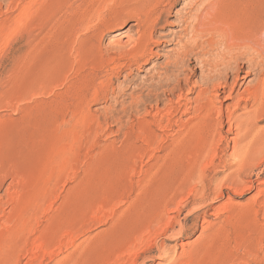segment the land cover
<instances>
[{"label": "rangeland", "instance_id": "rangeland-1", "mask_svg": "<svg viewBox=\"0 0 264 264\" xmlns=\"http://www.w3.org/2000/svg\"><path fill=\"white\" fill-rule=\"evenodd\" d=\"M204 1L181 0L155 27V55L138 65L133 57L142 42L133 44L140 28L130 16L131 0H0V264H163L165 244L184 258L193 246L205 248L200 264H212L207 242L213 235L217 258L231 259L230 252L242 247L237 257L248 256L249 240L260 237L264 223V160L242 170L220 162L233 146L228 119L221 160L203 164L199 178L183 177L190 156L180 158L170 176L147 174L169 160L180 115L166 111L178 105L179 93L195 98L203 77L221 72L215 82L237 86L232 96L227 88L214 100L241 112L253 106L252 94L264 81V26L258 51L245 45L227 50L245 27L264 22V0H247L225 5V21L236 30L220 25L197 38L200 61L180 75L187 81L180 91L176 82L149 86L162 80L185 44H193V15ZM27 4L38 9L31 21L37 50L32 69L21 73L17 57ZM146 9L155 8L149 3ZM116 12L125 19L111 20ZM145 122L154 129L150 144L142 142L150 135ZM256 247L257 264H264V245Z\"/></svg>", "mask_w": 264, "mask_h": 264}, {"label": "bare ground", "instance_id": "bare-ground-1", "mask_svg": "<svg viewBox=\"0 0 264 264\" xmlns=\"http://www.w3.org/2000/svg\"><path fill=\"white\" fill-rule=\"evenodd\" d=\"M32 1H36V0H32ZM94 1L95 0H90V1L88 0V2L90 4H96ZM246 1L247 0H206L204 2H201V4H199L198 7L195 8L196 9V11H195L196 15L195 16L193 15V17H195V23L192 25V28L189 31L190 32L189 37L191 39L190 42L193 43L194 45L193 44L192 45L185 44V46L182 47V51L179 53L177 60L175 62H173L169 68H166L167 72L165 74H163L162 80L160 79L161 81H159V83L149 84V86L150 87H158V88L163 87L164 88V86L169 87L172 84L175 85L174 82H176L177 85L175 87L178 88V90L180 91L182 89L183 85L187 82L186 80L181 79L180 75L183 74V71L188 66H191L193 64V62H196V64H197L198 61H200V57L197 55V53L199 51L198 52L195 51V50H197V48L199 47V44L201 43L200 41H198L197 38H199L201 40L206 35V34L204 35L205 32H208L211 28H216L217 26L219 27L220 25H222V26H220L219 28L223 27V25H224V27H229L231 29L234 25L230 22H226L225 18L223 16V12L227 11V10L224 11L225 7L227 8V6H225L226 3H232L233 5H236V6L238 3H240V5L242 3V6H243V3H245ZM257 1L258 0H256V2ZM98 2L99 1H97V3ZM123 2H125V0H123ZM180 2H181V0H131V3L129 2V4L133 5L130 8H132V10L134 11V12H132V11H129L130 9L128 10L129 12H132L130 16L135 17V20H136L135 22H137V25L140 28V30L138 31L139 37H138V39L133 41L134 42L133 44H136L137 40L142 42L139 45V47L137 48L138 51H137L135 57H133L134 58L133 62H135L136 64L139 65L142 60L145 59L146 61H148L150 56L155 55V52L153 50V44L155 42H158V41L154 40V32L156 30L155 27L157 25L161 24L162 22L166 21V18L173 12L174 7L176 5H178ZM248 2H249V0H248ZM149 3L153 4L154 8H155L153 11H150V12L146 9V7ZM123 4L124 3H122V5ZM129 4H127V5H129ZM248 5H250V4H247L246 6H248ZM254 5H256V3H254ZM44 6L46 7V3H43L41 7H44ZM242 6H240V7H242ZM92 7H93V5H92ZM233 7L237 8L235 6H233ZM234 8H232V9H234ZM91 9H89V10H91ZM124 9H126V8H124ZM191 9H193V7ZM232 9H229V11L231 12ZM37 10H35L31 4L30 5L27 4L26 6L22 7V13H21V16H22L21 19H23L22 20V22H23L22 32H21L22 34H21V44L19 46V51H18L19 54L17 57L18 58V66L20 67L21 73H22V71H24L26 69L27 70L32 69V66H33L35 58H36V50H37L36 42H35L36 37L33 34V31H32L33 28H31V25H32L31 21L34 19V15H35ZM89 10H88V8H86V11L90 12ZM113 10H115V9H113ZM119 10L121 11V7ZM126 11H127V9H126ZM233 11H235V10H233ZM117 12L110 15L111 18L110 17L109 18L111 20L116 18V22L123 21V19H125V18L123 16H121V14L120 15L117 14ZM122 12H124V10ZM111 13H113V12H111ZM69 14L72 17H75L73 12L69 13ZM123 14H125V13H123ZM72 17H69L70 21L72 20ZM126 17H128V16H126ZM104 19H106V18H104ZM104 19H103V21H104ZM101 22H102V20H101ZM113 22L116 24L115 21H113ZM232 22L237 23V21H235V20ZM236 23H234V24H236ZM225 25H228V26H225ZM251 26H253V25H250V28H251ZM255 26H257V27L254 29L248 28V31H244V30H246L245 28H247L248 26L245 28L242 27V28H244V30L243 31L241 30V31L245 32V33L242 34L241 32H239L242 34V36H240L239 39L236 40V43H234L232 45V47H231V45H230V47L228 46L227 50L229 48L231 50H233V48H234L235 50L239 51L240 48L243 47V45L250 46L248 49H255L256 45H257V47L260 48V46H261L260 45V36L261 35L259 36V33H260L262 27L264 26V22L261 21V23L259 25H255ZM236 27H237V25H235V28ZM221 29H223V28H221ZM232 29H233V31L236 30L234 28H232ZM229 31H228V33H229ZM235 33L232 32V34H228V35L234 36ZM27 34L29 36H27ZM125 36L126 35L122 33L120 35V38H122V37L125 38ZM235 37L238 38V35H235ZM194 38H196L195 41H194ZM209 41L210 40L207 39L206 43ZM200 46H202V45H200ZM262 49H264V48L262 47ZM256 50L258 51V48H256ZM263 52H264V50H263ZM244 53H248V52L244 51ZM170 72H172V75L169 74ZM24 73H25V71H24ZM233 73H234V75L238 76L239 69L237 71H233ZM221 75H222L221 72H217V73H212V74L210 73V75L203 77V83L201 84V85H203V88H201V90L199 92H197L198 94L196 95L195 98H193V97L188 98L183 93H179L177 95L178 105L173 107L172 109L167 110L166 114H167V116H170V117L180 115L178 120L176 122H174V123H176L175 126L179 127L178 136L175 138V140L173 142H170L171 146L170 145L168 146L169 148L171 147L169 160L165 161L163 166H160L159 163L157 165L153 164L152 170H150L148 173L146 172L148 174V177L155 179L157 177H163V176L166 177V176H170L171 174H174L175 171L179 168V164H180L178 162L179 159L180 158L184 159V157L189 158L188 156L191 157V164H190L191 167L187 166L188 169L184 173V176H183V177L187 178L188 180H192V179L198 177L202 173L203 164L207 163L208 165H211V166L215 165L216 160L218 158L220 159V153H221L220 149L222 148L221 147V141L222 140L220 139V136L224 132L223 130L226 126L227 120L225 121V118L228 119L227 123L229 124V132L234 133V137H232L233 146H232L231 153L228 154L227 157L224 155L225 159L223 161H220L221 159L217 160V161H220L225 166H235L236 165L237 170H242L245 166H248V164H250L251 162H255L256 160H260V161L264 160V125H260V123L262 122V120L264 118V81H263V83H260V85L257 86V88H255V91L252 94L254 104L251 108H248V106L246 105V106L242 107L241 112H237V111L234 112L231 110L226 111L224 109V107L218 106L216 104L215 98L219 96V93L224 92V90H226L227 88H230L231 92H230L229 96H232L233 92L236 90L237 85L234 84L233 86H231L230 85L231 83H228V81H226V82H222V81L221 82L220 81L215 82V80L218 79V77H221ZM23 76H21V77H23ZM230 76H231V74H230ZM153 82H155V81H153ZM195 86L196 85H194V87ZM163 90H165V89H163ZM189 92H194V89L191 88V90H189ZM247 101H249V100H247ZM245 104H247V102ZM151 111H148L146 113L151 114ZM163 111H165V110H163ZM160 112H161L160 110L157 111L156 115H160ZM161 115H164V114H161ZM184 116H189V117L185 119ZM146 124L149 125L148 122ZM146 124H145V126H147ZM149 126L151 127V128L150 127L148 128V131L150 130L149 131L150 135L148 134L149 137L145 134V138L146 137L147 138L145 139L143 137L144 139H142V142L144 141V143H146V144L147 143L150 144V142H152V139L154 137V134L152 132L154 129H152L151 125H149ZM157 128L159 130H162L164 127L161 125L159 126V124H158ZM167 128H170V127H167ZM171 128H174V126L172 125ZM151 129H152V131H151ZM144 131L145 130H143V132ZM147 132H144V133H147ZM164 132L166 133L167 129ZM138 134L139 133H137V136H139ZM148 138H149V140H147ZM135 141H131L132 144L136 145L137 143ZM227 145H229L228 142H227ZM143 147L144 146H142V148ZM145 153H147V152H145ZM225 153H226V151H225ZM135 165H137V164H135ZM185 165H187V163ZM252 165H253V163H252ZM233 175H235V174H233ZM154 179H152V180H154ZM261 228L262 229L259 232L260 237L256 238V236L254 235V237L256 239L254 241L249 240L252 243H251V246L249 245L248 250L246 247V251H248V253H247L248 256H246V258L244 257V255H239V257H237L238 255H236L239 253L241 254V252H239L240 250L244 251L243 247L239 248V250L237 251L239 253H237L236 251H235L236 253L234 251L233 252L231 251L232 254L230 252V255H231V257L233 256L231 259H230L229 254H227L229 257L228 256H225V257L223 256L224 258L220 257V258H222V260L217 258V257H219V256H216L217 255L216 252L218 251L217 250L218 246L216 245L214 235L209 236V240L207 242V247H209V249H211V251L214 253V254H212L213 256H211V260H210V261H212V264H239L238 262H242V264H257V258L259 257L258 253L260 251L259 250L260 248L256 249V248H258L256 246L259 245V247L260 246L263 247V245H264V223L262 224ZM181 229L182 230L184 229V225L181 226ZM256 235H257V233H256ZM240 244L243 245V243H240ZM247 245H248V243H247ZM173 248L174 247H170V246L165 244L164 250H165L166 256L165 255L164 256L168 260V262L163 263V264H200L202 256H203V252H204L203 249H205V248L199 249L198 247L193 246V248L189 251L188 257L184 258V256H177L176 251ZM256 250H258V251H256ZM225 255H226V253H225ZM222 261H223V263H221Z\"/></svg>", "mask_w": 264, "mask_h": 264}]
</instances>
